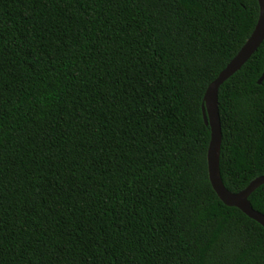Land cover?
Wrapping results in <instances>:
<instances>
[{
    "label": "trees",
    "instance_id": "16d2710c",
    "mask_svg": "<svg viewBox=\"0 0 264 264\" xmlns=\"http://www.w3.org/2000/svg\"><path fill=\"white\" fill-rule=\"evenodd\" d=\"M258 0H0V264H264L208 173V86ZM264 43L219 90L220 172L264 175ZM264 214V185L251 196Z\"/></svg>",
    "mask_w": 264,
    "mask_h": 264
},
{
    "label": "water",
    "instance_id": "95a60500",
    "mask_svg": "<svg viewBox=\"0 0 264 264\" xmlns=\"http://www.w3.org/2000/svg\"><path fill=\"white\" fill-rule=\"evenodd\" d=\"M260 15L251 36L230 61L226 68L219 74L207 88L202 105L204 123L211 129V139L207 152V165L211 185L219 199L228 207L239 209L250 219L264 227V214L255 210L250 202V196L264 185V175L255 178L241 192H230L224 185L220 172V155L222 146V126L219 111V90L221 86L235 75L251 59L264 43V0H258ZM264 81V73L258 83Z\"/></svg>",
    "mask_w": 264,
    "mask_h": 264
}]
</instances>
